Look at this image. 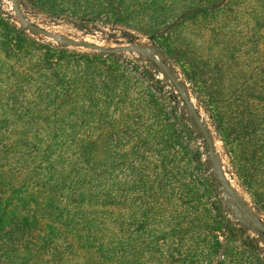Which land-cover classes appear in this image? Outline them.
Listing matches in <instances>:
<instances>
[{
	"label": "rangeland",
	"instance_id": "obj_1",
	"mask_svg": "<svg viewBox=\"0 0 264 264\" xmlns=\"http://www.w3.org/2000/svg\"><path fill=\"white\" fill-rule=\"evenodd\" d=\"M15 2L61 38L0 0V264H264V0Z\"/></svg>",
	"mask_w": 264,
	"mask_h": 264
},
{
	"label": "water",
	"instance_id": "obj_2",
	"mask_svg": "<svg viewBox=\"0 0 264 264\" xmlns=\"http://www.w3.org/2000/svg\"><path fill=\"white\" fill-rule=\"evenodd\" d=\"M11 3H12V6L14 8V11L15 13L17 14V17L18 19L29 29L35 31V32H38L40 34H43V35H46V36H49V37H54V38H57V39H60L61 37L57 36V35H54L53 33H49L41 28H39L38 26L30 23L20 12L18 6H17V3L15 2V0H10ZM69 43L71 44H75V45H78V46H86L88 48H92L93 50H96V51H103V52H106V53H112V52H115L114 50H104L102 49L101 47L99 46H96V45H92V44H84V43H81V42H78V41H68ZM121 51H135V52H140L142 53L143 55L149 57L153 62H155L157 65H159L162 69H164L167 73V75L173 79V76L170 72H167V67L165 64L161 63L157 56L150 53L149 51L145 50L144 48H135V47H124L123 49H120ZM205 137V140L209 146V149H210V153H211V156L213 157V147H212V143H211V140L210 138L208 137L207 134L204 135ZM242 212L243 214L253 223L257 226V229L264 235V223L253 217L249 212H247L245 209H242Z\"/></svg>",
	"mask_w": 264,
	"mask_h": 264
},
{
	"label": "trees",
	"instance_id": "obj_3",
	"mask_svg": "<svg viewBox=\"0 0 264 264\" xmlns=\"http://www.w3.org/2000/svg\"><path fill=\"white\" fill-rule=\"evenodd\" d=\"M221 1H223V0H209V2L212 3L211 6L220 5ZM18 34H19V35H23V33H21V32H19ZM15 39L21 41V39H19L18 36H17ZM13 41H14V40H13ZM261 55H262V56L254 57V62H255V63L258 62V61H260L262 58L264 59V53L261 52ZM258 66H261V63H260ZM257 74H258V73H257ZM257 74H256V75H257ZM263 92H264V91H263ZM241 178H242V181L246 184V187H247L248 191H249V192L251 193V195L253 196V198H254L255 203L257 204V206H258L260 209H262V210L264 211V194H263V193L260 194V193L258 192V190L256 189V187L253 185V183H252L250 180H249V182L246 181V179H247L248 177L242 175ZM251 180H252V179H251ZM79 231H80V230H78V232H79Z\"/></svg>",
	"mask_w": 264,
	"mask_h": 264
}]
</instances>
